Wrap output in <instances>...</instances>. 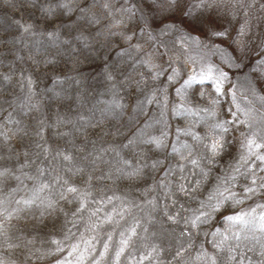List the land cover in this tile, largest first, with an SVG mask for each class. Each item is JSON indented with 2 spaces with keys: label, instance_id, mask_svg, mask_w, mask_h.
<instances>
[{
  "label": "snow or ice",
  "instance_id": "snow-or-ice-1",
  "mask_svg": "<svg viewBox=\"0 0 264 264\" xmlns=\"http://www.w3.org/2000/svg\"><path fill=\"white\" fill-rule=\"evenodd\" d=\"M17 3L21 9L38 8L45 19L59 15L70 16L73 12H78L76 22L69 26L70 39L61 40L64 34L63 25L40 33L47 36L53 47L63 45L76 57L82 55L85 49L89 50V56L95 51L92 42L80 31L83 26L81 22L91 26L100 24L101 20H107L108 24L102 31L97 32V36H104L106 39L119 36L121 40L128 42L127 49L119 55L127 53L130 57L133 50L137 53L144 51L142 44L132 43L138 32L140 37L146 38L150 46L156 47L154 53H147L144 58L136 61L152 73V80L167 71L154 63L153 56L162 55L159 47H166L163 38L174 32L180 34L177 39L181 45L190 42L198 48L219 51L214 42L210 47L200 36L209 40L211 37L226 38L229 33L216 26L213 14L206 16L203 10L223 6L230 10L233 17L242 11L245 19L239 29L240 36H247L251 31L252 19H264V16L257 15L264 13V0H194L191 4L186 0H17ZM194 9L201 11L194 12ZM176 15L181 17L180 23L190 31L182 30L174 22L165 23ZM157 16L160 17L159 21ZM13 23L21 30V35L36 34L34 25L23 22L22 18ZM73 31L77 33L75 36H72ZM257 39L258 43L252 50L259 51L260 54H247L246 64L242 63L240 56L232 57L226 52L221 53L229 68L244 74L248 85L246 92H251L254 98L248 106L241 107L237 103V84L230 82L229 73L207 65L205 70L199 73V79L196 75L189 76L176 92L183 97L194 83L203 85L207 82L211 91H202L200 96L207 94L212 107L181 105L173 110L179 112L180 108H183L182 114L198 116L199 119L193 124L205 125L207 131L203 135L193 131L191 127L177 129L178 136L190 137L192 141L178 142L177 146L167 141V125L161 119L155 121L156 124H163L159 135H149L143 128H138L126 144L119 146L130 148L133 145H146L155 152L170 148L165 159L171 157L177 163L168 166L164 165V159H151L149 162L150 158L143 152L138 154L135 162L123 158L111 161L106 158V154L113 153L115 157H119L118 148L111 144L98 148L97 141L91 140L88 134V130L99 127L104 118L123 115L127 105L121 102L122 88L135 85L139 92H144L146 80L143 73L140 74L139 80L132 76L119 80L117 73L105 61L102 75L113 99L106 102V107L100 109L102 119L94 121L93 117L85 116L82 111H78L75 117L58 112L54 124H50L47 119L34 115L41 113L42 106L34 99L37 96V81L33 75L25 74L21 69L17 78L21 95L8 99L4 96L5 86L11 85L17 73L12 70V66H9L8 72L0 71V190L10 180H15L18 184H23L24 180L33 181L31 195L27 198L13 201L0 197V264H17V258L21 255L24 257V264H29L33 258L39 259L46 254L35 247L34 238L29 239L28 235L24 234L17 235V231L22 230L13 221L30 219L34 221L33 228H36L44 223L45 217H52L53 214L58 215L63 211L61 202L74 205L71 221L65 213L66 223L71 222L75 227L78 222L85 221L87 213L86 227L92 232L103 229L105 225L118 224L126 215L132 216L133 223L119 233V246L114 251L117 262L127 248L136 246L140 249L137 252L136 264H164L161 252L165 249L154 241L156 233H149V229L145 227V222L155 223V216H159L169 226H174L170 235L175 240V246L167 264H264V202H257L254 207L247 209L238 207L253 197L264 199V94H261L264 93V87H261L264 84V39ZM73 42H76V48L80 49L79 53L73 49ZM233 43H238L239 51H245L247 41L234 40ZM4 44L5 41L0 38V47ZM17 59L23 60V57L18 56ZM29 59L37 66H54L57 63L54 58L39 61L30 56ZM79 62L78 58L73 59L72 74L53 72L50 79L54 85L60 87L59 91L53 88L45 89L52 93L59 106H63L65 101H71L69 111L72 104L79 107L86 104L87 89L78 67ZM2 66L3 59L0 58V67ZM169 68L172 74L168 76V80L171 82L179 75V71L171 67V63ZM64 85L75 86L79 95H66ZM257 88H260L259 92ZM221 97L231 98L224 118H218L215 110ZM243 98L247 100L248 96ZM154 102L161 103L155 91L151 95H145L143 100H138L134 111H143L145 103ZM256 104L260 107H256ZM165 106L161 108V118L164 116ZM17 115L20 118H17ZM23 117H28L30 121L35 120V127L25 124ZM68 125H71L69 131H57L56 135L60 138H71L73 133H80L84 136L80 145L72 139H67L64 146H53L47 142V129H60ZM151 126L146 124V127ZM101 131L103 135L109 134L103 129ZM235 132H239L240 137L237 158L234 163L229 164L223 176L217 177L216 185L205 194L202 189L211 171L208 166L214 165L222 154H227L231 144L229 136ZM115 134H120L118 129ZM17 143L19 148L16 147ZM89 144L92 145L91 148ZM33 168L34 174L25 171ZM148 172H162L163 175H154L152 183L146 184L141 192L143 201L140 203L114 193L101 194L98 198L95 194L97 182L114 183L117 180H125L132 184L144 180ZM42 177L47 179H40ZM241 177L245 183L237 191L236 184ZM100 191L103 193V189ZM114 201H120L121 205L118 210L113 207L115 215H107L100 220V205L113 204ZM13 202L16 207L10 208L8 205ZM93 204L96 205L94 209ZM229 208L238 210L229 211ZM133 209L147 211V220L142 221L133 216ZM213 220H217L218 224L222 222L224 226L203 231V226L212 225ZM177 228L180 229L178 233ZM74 235L71 229H68L65 239ZM201 235L211 238L206 241L212 248L211 252L205 248L204 241L196 242ZM107 240H112L111 233L107 234ZM51 243L57 245L58 252L64 250L62 241L53 240ZM84 243L88 245L89 250L92 249L90 241ZM103 247L104 251L97 253L99 260L105 258L109 249L108 243L105 242ZM97 256L92 257L90 264H99ZM68 257H74L76 264H83L86 258L83 252H80L79 244L72 245ZM68 257L64 259L63 264H72Z\"/></svg>",
  "mask_w": 264,
  "mask_h": 264
},
{
  "label": "rangeland",
  "instance_id": "rangeland-1",
  "mask_svg": "<svg viewBox=\"0 0 264 264\" xmlns=\"http://www.w3.org/2000/svg\"><path fill=\"white\" fill-rule=\"evenodd\" d=\"M54 2V0H53ZM187 3H194V0H186ZM201 10L194 9V12H199ZM204 15L213 14V18L216 20V26L221 30H226L229 36L226 38L211 37L209 40H204L203 36L200 39L204 43L208 44L210 47L213 46L219 49V51H209L207 48H198L195 44L185 43L181 45L177 37L180 35L177 32L164 37L166 47H159V52L162 55L153 56V61L157 65H161L163 69H167L163 74H161L156 80L151 79L152 73L143 65L136 63V61L144 58L147 53H154L156 47L150 46L146 42V38L140 37L137 32V36L134 37L132 43L135 44L139 42L143 45L144 51L142 53H137L135 50L131 53V57L125 53L124 55H119L124 49H127L128 42L120 39L119 36H113L105 38L104 36H97V32L102 31L108 24L107 20H101L98 25H87L82 23V28L80 31L92 42V46L95 49L89 56V50L85 49L82 55L78 57L75 54H70L68 49L60 45L59 47H53L48 40L47 36L40 35L41 32L52 31L58 26L63 25V35L61 40L70 39L69 36V26L74 25L76 18L79 15L78 12H73L70 16L59 15L55 18L45 17L40 13L38 8H24L21 9L17 0H0V38L5 41L3 47H0V58L3 59V66L0 67V71L8 72L10 70L9 66H12V70L16 71L17 75L13 77L11 85L5 86L4 96L11 99L13 96L21 95L20 89L17 86V78L19 77L20 70L23 69L25 74L31 73L36 79L37 83L35 85V91L37 96L34 98L39 101L42 106L41 113L34 114L39 117L47 119L48 123L54 124L56 115L58 112L65 113L75 117L78 111H82L85 116L93 117L94 121L101 120L100 109L106 107V102H110L113 97L111 93L107 90L108 84L103 79L102 67L105 61L112 67V69L117 73V79L123 80L127 76H132L134 79L139 80L140 74L143 73L146 80V86L144 87V92H139L135 85L129 88H122L120 96L123 98L122 103L126 104L127 107L124 110L122 116L117 118L108 117L104 118V122L97 128L89 129L88 134L91 140H96V146L99 148L101 146L108 147L109 144L116 146L119 150V157H115L113 153H107L106 158L115 161L121 158L127 159L129 161L135 162L139 153H146L149 157V162L151 159H164V165H175L177 161L171 157L165 159V156L170 152V148L165 151L155 152L149 149L146 145H133L130 148H120L122 144H126L128 139L133 136L138 128H143L149 135H159L163 124H156L155 121L163 119L164 123L167 125V141L179 146L178 142H189L191 143L190 137L178 136L177 129H184L191 127L193 131L203 135L207 129L203 123H195L198 120V116L184 115L183 108H180L179 112L173 111L178 106L184 105L187 107L198 106L200 108H211L210 98L206 94L204 97L200 96V92H210L211 89L206 82L203 85L194 83L191 88H189L183 97L177 95L176 89L180 88L184 80L191 75H196L197 79L200 78L199 73L205 70L207 65H213L217 68H221L229 73V80L231 83L237 84V103L241 107H246L249 105L250 101H253L251 92H246L248 87L244 74L236 72L235 70L228 67L225 62L222 52H226L227 55L236 57H242V63H248V55L258 56L259 51H253V47L258 43V37L264 39V19L262 20H251V31L247 36H240L239 29L243 23L245 17L243 12L235 17L230 14V10L225 7L212 8L203 10ZM258 16H264V13H257ZM25 23L33 24L35 27V35L24 34L21 35V30L13 23L15 20L21 19ZM160 17L157 16V21ZM181 17L176 15L170 20H166L165 23H176L178 27L182 30L190 31L185 25L180 23ZM131 27V25L129 26ZM77 33L72 32V36ZM195 35V34H194ZM234 40L237 41H247V46L245 51L242 53L239 51L238 43H233ZM223 41V42H221ZM73 49L76 53L80 52L79 48H76V42H73ZM99 53V57H97ZM23 57V60H18L17 57ZM34 57L36 60L43 61L45 59H55L56 64L54 66H45L40 64L37 66L29 57ZM79 59V69L84 78V87L87 89L86 104L79 107L72 104L71 111H69V104L71 101H65L63 106H59L57 101L53 98L52 93L45 91V89L53 88L56 91L60 90L58 85H54L51 82L50 77L53 72H67L72 74L73 72V59ZM171 67L177 68L179 75L175 76L173 81L168 80V76L171 75ZM155 71V69L153 70ZM228 85L226 84L225 87ZM66 89V95L75 97L79 93L75 90V86L64 85ZM264 87V84L261 85ZM155 91L157 98L161 103H145L143 111H134V106L137 104L138 100H143L145 95H151ZM260 91V88H257ZM264 94V93H261ZM247 95L248 99L245 100L243 97ZM231 104V98H220V104L215 106V110L218 114V118H224L227 115L226 109ZM163 105H166L164 110V116L161 118L160 112ZM7 107V106H5ZM256 107H260L256 104ZM234 110V109H233ZM11 111V109H9ZM7 113H5L6 115ZM200 115H205V113H200ZM17 118H20L17 115ZM25 124H30L35 127L36 121L29 120L28 117H23ZM146 124H151V127H146ZM71 125L66 127H61L57 129L55 127L47 129L45 131V139L47 142L53 146L60 145L64 146L67 139H72L77 145H80L84 136L80 133H73L71 138H60L56 135L57 131H69ZM108 132V135H103V132ZM117 129L119 130V135H116ZM239 132H235L232 136H229L231 144L227 150V154H222L218 157L214 165H209L211 168L207 181L205 182L202 191L206 194L207 191L211 190L217 183V177L223 176L225 170L228 169L229 164L234 163L237 158L238 148H239ZM27 140L25 143L27 144ZM19 148V144L16 145ZM70 147V146H69ZM92 145L89 144V148ZM107 167V166H102ZM29 174H34L33 169H25ZM162 176L163 173H151L148 172L144 180L136 181L130 184L125 180H117L114 183L111 181L97 182L96 183V195L97 198L101 194L112 195L113 193L117 196L126 197L129 200H135L137 203L143 201L141 192L145 188L146 184L152 183V177ZM40 179H47V177H42ZM75 179V178H74ZM245 181L243 177L239 178L236 184V190H240V186L244 184ZM33 187V181L24 180L23 184H18L15 180H10L7 184L0 190V197H7L9 200H19L27 198L31 195V189ZM103 189V193L100 191ZM257 202H264V199H259L253 197L250 200L245 201L242 207L247 209L248 207L255 206ZM10 208L16 207L15 203L8 205ZM118 210L120 201H114L113 204H101V211L98 216L100 220H103L107 215H115L113 207ZM60 207L63 211L59 212L58 215L53 214L52 217H45L44 223L33 228L34 221L30 219L13 221L18 225V228L22 230L17 231V235H28L29 239H35V247L41 249L42 252L46 253L39 259L33 258L29 264H63V261L68 257V252L71 251L72 245L79 244L80 252L85 255V260L83 264H90L93 256H97L98 252L104 251L103 244L106 242L109 245L108 252L103 260H99V264H136L137 252L140 250L136 246H130L126 249L125 254L120 257L117 262L114 258V251L119 246L120 231L127 228L133 223L132 216H125L124 220H119L118 224L105 225L103 229H97L92 232L87 229V213H85V221L78 222L74 227L71 222L66 223L65 213H67V219L71 221L73 218L71 216V210L74 208L73 204H65L61 202ZM95 204L92 205L94 209ZM238 209L229 208V211H234ZM35 211V209H33ZM132 215L140 218L142 221H146L148 217L147 211H140L137 209L132 210ZM155 216V214H153ZM94 220L96 218H93ZM119 219V218H117ZM155 223L145 222V227L149 229V233H156L153 237L154 241L162 245L165 251L161 252V257L164 260V264H167L168 260L171 258V252L175 246V240L173 239L171 233V228L174 226H169L164 222L161 217L155 216ZM219 226L223 227V223H217V220H213L212 225L203 226V231H209L212 228ZM68 229H71L74 236H69L65 239V234ZM179 228L176 229L177 233ZM111 233L112 240H107V234ZM30 234V235H29ZM210 237H204L203 235L197 238V243L201 241L205 242V248L208 251H212L209 244L206 243ZM62 241L63 251L58 252L56 250L57 245L51 243V241ZM85 241H90L93 245L92 249H88V245ZM72 260V264H76L74 257H68ZM17 264H24V257L21 255L17 258ZM147 264V262H145ZM174 264V262H173Z\"/></svg>",
  "mask_w": 264,
  "mask_h": 264
}]
</instances>
